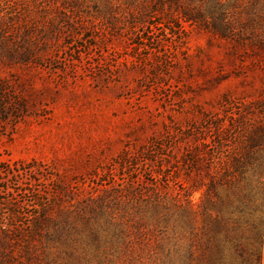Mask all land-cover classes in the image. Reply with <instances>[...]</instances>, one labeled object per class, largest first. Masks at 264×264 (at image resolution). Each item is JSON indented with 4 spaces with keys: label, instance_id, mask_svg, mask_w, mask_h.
<instances>
[{
    "label": "rangeland",
    "instance_id": "rangeland-1",
    "mask_svg": "<svg viewBox=\"0 0 264 264\" xmlns=\"http://www.w3.org/2000/svg\"><path fill=\"white\" fill-rule=\"evenodd\" d=\"M43 1L69 20L0 24L2 45L36 48L15 63L0 46V203L24 223L68 218L49 264H200V193L173 199L188 171L179 137L264 95L255 57L230 62L225 42L176 22L187 0ZM154 193L165 205L150 207Z\"/></svg>",
    "mask_w": 264,
    "mask_h": 264
},
{
    "label": "trees",
    "instance_id": "trees-1",
    "mask_svg": "<svg viewBox=\"0 0 264 264\" xmlns=\"http://www.w3.org/2000/svg\"><path fill=\"white\" fill-rule=\"evenodd\" d=\"M60 7L43 0H0V21H7L0 24L11 28L36 26L35 21H68L69 15L58 13ZM178 8L176 22L225 42L228 61L255 57L252 67L264 81V0H187ZM6 34L7 39L14 35L9 29ZM0 46H5L3 59L15 63L26 61L36 49ZM237 101L226 102L219 113L179 137L185 145L181 163L188 171L173 199L193 206V194L200 193L203 226L200 237L191 241L200 264H264V117L255 118L264 111V95L250 103ZM162 141V137L153 141L151 148L161 147ZM148 201L153 209L164 204L158 193ZM0 206L7 212L6 218L0 217V264H49L47 244H68L72 236L67 217L59 222L44 211L24 223L15 201ZM49 223L55 227L52 233L43 227Z\"/></svg>",
    "mask_w": 264,
    "mask_h": 264
}]
</instances>
